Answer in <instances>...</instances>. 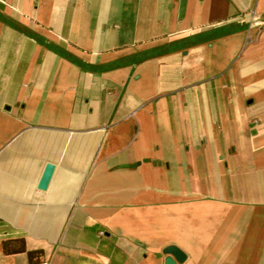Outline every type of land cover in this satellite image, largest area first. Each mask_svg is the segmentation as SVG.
<instances>
[{
	"label": "crops",
	"instance_id": "crops-1",
	"mask_svg": "<svg viewBox=\"0 0 264 264\" xmlns=\"http://www.w3.org/2000/svg\"><path fill=\"white\" fill-rule=\"evenodd\" d=\"M168 245L264 264V0H0V264Z\"/></svg>",
	"mask_w": 264,
	"mask_h": 264
},
{
	"label": "water",
	"instance_id": "water-1",
	"mask_svg": "<svg viewBox=\"0 0 264 264\" xmlns=\"http://www.w3.org/2000/svg\"><path fill=\"white\" fill-rule=\"evenodd\" d=\"M54 165L47 163L45 165L44 171L38 182V187L44 189L51 177ZM163 253L167 256L165 257L164 264H177L185 260L186 254L176 245H168L163 249Z\"/></svg>",
	"mask_w": 264,
	"mask_h": 264
},
{
	"label": "trees",
	"instance_id": "trees-1",
	"mask_svg": "<svg viewBox=\"0 0 264 264\" xmlns=\"http://www.w3.org/2000/svg\"><path fill=\"white\" fill-rule=\"evenodd\" d=\"M38 252H39L38 250L28 251V252H27V253H28V258H29L30 260H32L33 255L36 254V253H38Z\"/></svg>",
	"mask_w": 264,
	"mask_h": 264
}]
</instances>
